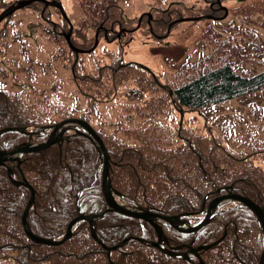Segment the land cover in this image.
I'll return each instance as SVG.
<instances>
[{"label":"trees","instance_id":"obj_1","mask_svg":"<svg viewBox=\"0 0 264 264\" xmlns=\"http://www.w3.org/2000/svg\"><path fill=\"white\" fill-rule=\"evenodd\" d=\"M76 1L81 16L74 23L72 38L73 43L79 47H91L94 44L95 31L101 25H111L110 22L116 20L115 25L118 28L120 22L136 19L128 18L124 13V5L133 0ZM203 1L205 5H195L194 11L178 4L168 7L170 0H145V3L157 19V24L153 26L154 31L166 34L171 20L186 15L185 11L195 15L224 14L220 9L212 11L213 2V5L218 7L216 0ZM228 1L236 4L229 8L227 18L204 19L205 24L199 27L201 32L196 36V41L194 40V52L199 51L197 62L211 65L205 69L202 65L196 72H190L189 70L196 66L191 62V57L181 65L174 64L176 78L172 83L166 81L169 87L173 88L172 96L162 92L165 93L163 99L166 96L174 108H186L191 114L200 111L199 116H202L205 110V119L206 111L229 100L251 98L257 94L264 98V6L259 2L261 0ZM25 9H33V6ZM39 12L42 19L50 15L47 10L42 12L41 9ZM6 24L7 22L4 24L5 28L0 30L2 41L7 32ZM174 27L175 25L172 26ZM100 36L109 43L117 41L112 34L108 38L104 37L103 30ZM13 43V40L11 43L6 42V47H1L0 56L1 52H5ZM107 55L110 57V63L98 60L91 70L77 72L83 78V90L90 91L93 102L96 100L93 92L104 91L113 94L118 91L130 94L129 98L138 100L146 98L148 93L157 88L150 75L146 78L140 73L142 69L133 65L121 68L119 53L111 56L109 51ZM80 63L77 64L78 69ZM132 68L135 69L132 73L126 71ZM104 79L112 84L107 87L111 91L101 88ZM126 84L134 86L126 87ZM141 84H145V87L138 86ZM257 97L252 98V104H255ZM26 101L20 93H9L0 87V129L20 125L34 130L47 122L48 114L32 110L33 104L28 105ZM63 105L59 101L57 117L76 113L75 106ZM151 107L153 111L150 122L153 120V123H147L150 125L144 124L143 115H137L140 117H134H137V125L131 131L118 128L116 131L121 132L118 135L101 133L105 144L117 151L115 159L120 165L113 164L111 177L113 185L122 193L120 201L129 205L143 202L157 207H161L158 203L163 202L167 207L165 212L175 211L167 205L174 207L180 202L186 205L183 210H190L200 199L203 201V189H197L196 193L178 194L182 189L178 187L177 181L195 183L196 186L198 180L195 178L200 174L205 177L209 189L213 185L236 182L239 191L264 205V166L258 164L256 158L259 157L264 162V144H260L264 143V140L256 142L257 150L250 151L249 155H232L226 149L217 154L215 149L222 146L219 144L220 138H212V144L205 142L204 146L200 141L202 138L199 137H194L192 142L182 143L177 130L178 120H175L168 110L171 105L161 102L160 105L152 104ZM142 112L143 110L139 113ZM254 119L264 120V116ZM230 120L219 121V130L227 133L228 130L222 127L221 122L232 126ZM245 129L252 139L260 132L264 135V121ZM208 132L213 135V131ZM2 137L8 142H13L12 146L28 139L27 135L19 132L6 133ZM45 138L43 133L35 137L38 141ZM90 142L87 138L73 136L61 145L23 155L21 168L14 167L15 178L20 179L25 175L36 189V203L30 212L31 226L36 233L46 237H60L69 220L77 214L78 206L86 207L88 213H97L107 207L101 191V155ZM204 152L205 156H209L205 157L204 166L201 167L197 163L204 156ZM165 158L171 159V164L160 162ZM245 181L248 187L241 186ZM139 184L144 186L141 190ZM135 195L139 197L134 198ZM29 197L30 191L13 185L6 168L0 167V264H176L177 260L173 257L155 251L137 240H131L126 246L114 251L109 260L106 251L90 236L87 223L79 224V228L83 225V231L76 232L75 236L62 246L52 247L33 242L26 236L21 224V215ZM176 199H180L178 204ZM239 205L232 204L231 208L227 209L232 214L231 223L234 218L233 224H229L227 241L224 240L214 247V251L212 249L205 252L206 263L258 264L255 253L262 250L263 238L259 237V226L253 228L248 220L242 221L241 218V210L249 217H255V214ZM121 217L126 222L113 223L110 227H101L97 222V234L106 244H116L125 237L123 226L133 235L144 236L140 234L143 228L137 225V230L128 225L131 222L126 216L117 213L114 219L120 221ZM224 227V224H217L209 229L211 232L218 231L217 235L220 236ZM146 235L145 237L150 236L148 232ZM215 239L216 237L212 238ZM73 240L77 242L75 246L65 251V246ZM225 243L228 244L227 247ZM78 244L80 246L77 248ZM132 248L162 255L165 260L158 263L144 260L136 256V253L131 251Z\"/></svg>","mask_w":264,"mask_h":264},{"label":"rangeland","instance_id":"obj_2","mask_svg":"<svg viewBox=\"0 0 264 264\" xmlns=\"http://www.w3.org/2000/svg\"><path fill=\"white\" fill-rule=\"evenodd\" d=\"M11 1V0H2ZM70 16L76 22L81 16L80 7L76 0H61ZM172 1V0H170ZM181 2L183 6L197 5L204 6L203 0H176ZM264 6V0L259 1ZM236 2H224V5L232 7ZM41 6L39 4L33 5V10H17L6 24L5 39L0 43L2 48L6 47V42L14 43L5 51L1 52L0 61L2 68L0 69V84L1 88L9 93H20L24 97V101L34 99L32 110L37 112H44L50 116L57 114L59 99L65 106H72L75 103L78 106L86 104V100L82 95L75 91L74 84L71 79L72 66L70 62V50L68 44L62 37H56L48 34V29H51V24L45 23L40 18ZM51 17L57 21H61V16L57 12L51 10ZM148 11V6L145 0H133L129 4L124 5V13L130 18L140 16L141 13ZM133 24L132 21H127ZM239 22V21H237ZM174 33L161 41L162 45L155 40L147 38L144 32L139 30L134 37V40L126 46L123 51L124 59L126 61H139L158 71L166 78L169 83L176 78V69L173 61L180 62L182 57H191V62L196 64L190 72H196L201 69V66L208 68L210 63L197 62L199 59L198 52H194V40L201 32L199 27H203L205 21L202 22H183L178 23ZM130 25V24H129ZM4 26L2 24L1 28ZM28 36V37H27ZM20 37L19 39H16ZM170 44L163 46L164 42L169 41ZM196 41V40H195ZM116 44L107 45L105 42L95 50V54H81L84 61L80 64V70H91L97 60H103L106 57V49L111 50V56L118 52ZM114 49V50H112ZM206 52V50H203ZM174 60H169V58ZM205 61V60H204ZM102 62V61H101ZM104 63V62H103ZM132 73L134 68L126 70ZM16 84H22L18 86ZM175 85V84H172ZM75 95H78V101H75ZM258 96L255 104L251 101L253 97ZM251 98L233 99L229 100L218 107L206 111L207 118L205 119V132L211 130L218 132L217 123L219 121H232V126L228 123L221 122L222 127L228 130L227 133L221 134L224 138H228L226 142L227 147L243 153H250V151L257 150L258 141L264 140V135L260 132L252 139L251 135H246L248 126L255 123H262L264 120H256L254 117L264 116V98L261 94H257ZM39 98V100H38ZM251 102V103H250ZM258 102V103H257ZM258 105V106H257ZM111 106H101L102 113L106 116L114 115ZM116 114H119L116 112ZM226 114V115H225ZM196 114L189 113V110H183L184 127L192 125L199 131L204 132L203 121ZM228 116L229 118H222ZM179 120V114L177 117ZM191 127H188V129ZM245 129V130H244ZM191 130V129H190ZM231 131V132H230ZM204 132V133H205ZM241 133L240 137H238ZM217 135V136H220ZM201 136V134L199 135ZM212 140V139H210ZM264 144V143H260ZM205 154V152H204ZM257 163L263 164L262 160L256 157ZM68 243L64 250H69L75 246L77 242ZM80 245H77V248ZM63 250V251H64ZM149 250V249H146ZM9 264V263H1Z\"/></svg>","mask_w":264,"mask_h":264},{"label":"water","instance_id":"obj_3","mask_svg":"<svg viewBox=\"0 0 264 264\" xmlns=\"http://www.w3.org/2000/svg\"><path fill=\"white\" fill-rule=\"evenodd\" d=\"M37 1L45 3L46 6L52 5V6L56 7V8H58L62 12L63 16L71 24L67 14H66V12L64 10V7H63L62 3L57 1V0H51V1H49V0H20V1H17L15 4H13L12 6L7 8L6 10H4L0 14V23L6 17L12 15L16 10L25 8L26 6H28V5H30V4H32L34 2H37ZM205 17L210 18L211 16H205ZM199 19H201V17L182 18V19H180L178 21L199 20ZM71 27H73L72 24H71ZM70 34H71V31L67 35V41L69 42L70 46L76 52L77 55L79 53H81V52H91L98 45V39L96 38V42H95L94 46L91 49H88V50L79 49V48H77V47L72 45V43L70 41ZM68 122H77V123L82 124L92 134V136L99 142V144L103 148L104 164H103V175H102V191H103L105 200H106L107 204L110 207L109 211L115 210V211H118L120 213L129 215V216H133V217H136V218H141V219H144V220L150 222L155 227V229L157 231V234H158V240H159L157 243H154L153 245H155L157 247H160V243H162L163 240H166V238H164V234H163V231H162L161 227L155 222L156 217L154 215L150 214L149 212L145 211V210H131V209H128L127 207H125L123 205H120V204H118L116 202L115 197H114V190L112 188L111 180H110V165L111 164H110L109 154H108V152H107V150L105 148V145H104L102 139L97 135V133L94 131V129L88 123H86L84 121H81V120H78V119H65V120H63V121H61V122H59V123H57L56 125L53 126L51 134H50V137L44 143H41V144H39L37 146H31V144H26V145H23V146H18L17 148H15L14 150H11V151L0 150V166L5 165L6 162L10 161V160H17L20 163V157H19L20 154L47 149L50 145H53V144L61 141L63 139V133H64V131L66 129L64 128V129H62L60 131V133H58V132L63 127V125L65 123H68ZM14 130L22 131V132L26 131V129H24V128L12 127V128L4 129L3 132H5V131H14ZM32 134L33 133H30V136H32ZM8 170H9V176L11 177L13 171L10 168ZM14 184H16L17 186H22V185L26 186L27 188H29L31 190V198H30V200H29V202H28V204H27V206L25 208L24 214L22 216V223L24 225L26 234L33 241H35L37 243H41V244L54 245V246L62 245L63 243H65L67 240H69L73 236L74 227L81 220H87V221L90 222L91 234H92L93 238L99 240L98 237H97V234H96V227H95V220L94 219L97 216L100 217L101 215H87V216L84 215V214L78 215L77 217H75L68 224L67 231H66L64 237H62L59 240L47 239V238H43V237H40V236L34 234L32 232V230H31L30 226H29V223H28V215H29V211H30L31 206L33 205V203L35 201V190L31 186V184H29L27 182L26 179H24L22 181H14ZM115 193L119 194L117 191ZM224 198L225 197H221V198L215 199L211 203V205L208 208V211H207V214L205 216V219H204L203 223L200 226H202V225H204V224L209 222V220L212 217V211L215 209L217 204ZM237 199L239 201H241L242 203H244L247 207H249L251 210H253L257 214V216L261 220V222L263 224V227H264V206L260 207L259 205L255 204L252 200H250L249 198L244 197V196H238ZM165 219L167 221H169L171 224H174L173 221L176 219V217H165ZM127 241L128 240H125V241L121 242V244H119V245H116V246H113V247H108L102 241L99 240V242L102 244V246L107 251L114 250L118 246L126 244ZM219 241H221V240H219ZM219 241H217V242H215L213 244H210L208 246H204V248L205 249L211 248L212 246L216 245ZM161 249L164 252L169 253L171 255H175L176 254L173 251H170V250H167V249L164 250L163 248H161ZM261 263L264 264V250H263V255H262V258H261ZM202 264H204V263L202 262Z\"/></svg>","mask_w":264,"mask_h":264},{"label":"bare ground","instance_id":"obj_4","mask_svg":"<svg viewBox=\"0 0 264 264\" xmlns=\"http://www.w3.org/2000/svg\"><path fill=\"white\" fill-rule=\"evenodd\" d=\"M13 4H14V2H11V1H2V0H0V5H1V7H2L3 10H6L10 6H12ZM226 18H227V16L223 17V19H226ZM44 22L51 24V29H48V34H50L52 36H56V37H67V35L71 31L70 39L73 42L72 36H73L74 27H71V24L66 19L61 18V21H57L54 18H52L51 16H48V17L44 18ZM110 24L111 25H108V24L107 25H103V35L106 38H108L110 34H112V35H114V37H116V35L118 36L122 32L120 28H116V25H115V24H117V21L116 20L113 21V22H110ZM0 25L2 26L1 23H0ZM2 28H5V27L3 26ZM114 32H116V35L114 34ZM118 60H120V64L123 66V68H126V64L124 63L122 57H118ZM140 73L142 75H144L146 78L149 75L146 70H141ZM103 81L104 82L101 84V88L103 90H110L107 87L110 86V85H112V84L108 80H106V79H104ZM155 82H158V80H156ZM170 90L172 91L173 88L170 87ZM68 134L73 135L74 133H70L69 132ZM75 134L77 136L83 137V134L80 133V132H76ZM212 138H215V137L214 136H211V135H205L204 137H202V140L200 139V141H201L202 145L204 146L205 142L207 144H212V140H210ZM60 142L61 141H59L57 143H60ZM90 143L94 147V149L96 150V152H98V154H100V155L101 154H104L103 153V148L101 147V145L96 144V143H94L92 141ZM51 146H53V145H50L48 148H50ZM168 149L170 150V148H168ZM215 150L217 151V154H218V153H222L223 148H222V146H220L219 149L216 148ZM216 151H214V152L216 153ZM160 162L161 163L163 162L165 164H171V159H169V158L161 159ZM195 180H198L197 183H196V186H195V183L193 184L191 182H181V181H177L178 187L182 189V191L180 193H178V194L196 193L198 191L197 189H200V190L203 189L201 191V195L204 197L203 200H205L209 196H213V191L208 188V186H207L208 184L205 182V177H201L200 174H198V176H197V178H195ZM144 183H146V182H144ZM241 186L248 187L249 185L245 181V182H242V185ZM138 187L141 190L144 186L141 185V184H139ZM144 191H146V190H144ZM205 193H206V195H209V196H206L205 197ZM216 195H217L218 198L223 197L220 191H218ZM238 196H239V191H238L237 188H234L233 189V195H232V201H235L236 205L240 206L237 203L239 201L237 199ZM223 200H225V198L222 199L221 201H223ZM228 200H230V198H228L225 201H228ZM116 202L118 204H120V205H123V206L127 207L126 204H124V203H122L120 201H116ZM203 202L204 201H202L200 199L196 205L192 206V209H198V208H200ZM256 204L258 205V203H256ZM158 205L161 206V207H163V210L164 211L167 210V207H166L165 203L159 202ZM167 206L169 208H171V209H174L175 211H180V212H181L182 209L186 208V205L180 204V202L178 204V207L177 206L172 207V206H169V205H167ZM138 207L141 208V209H143V210H145V211H147V212H149L150 214L154 215L155 217H162L163 216V213H159L158 212L159 209L157 207H154L153 205L152 206L151 205H147V204H144L142 202V203L139 204ZM241 211H242V217H241L242 218V221L248 220L249 223L251 225H253V228H256V227L259 226V233L262 235V236L259 235V237L263 238V236H264V227H263V224H262L261 220L259 219V217L258 216L249 217V216H247V214H246V212L244 210H241ZM82 213H88V212H87V208L86 207L80 205V206L77 207V214H82ZM96 214L97 215H101L100 217L97 216L98 218L97 217L95 218V219L98 220V224L101 227L102 226L110 227L113 223H118V222L124 221V218L123 217H121V220L120 221H115L114 216L117 213L112 212V211H109V209H107V208H104L103 210H101L100 212H97ZM230 214L231 213L227 209H225L223 207H220L218 209V211L214 214L215 215L214 216L215 218L212 217V219L207 224H205V226L206 225L215 226L217 224L218 225H222V224H225L226 222L231 223L230 221L232 219V214L231 215ZM106 216H108V217L106 219H104ZM181 216H182L181 213H178V214L175 215V217H176L179 225L181 224L180 221L182 220L181 219ZM124 222H126V221H124ZM214 222H216L217 224H214ZM233 222H234V218H233L231 224H233ZM81 223H84V222L81 221L80 224ZM131 224H136V222H131ZM131 224H128V225H130L134 229H137L138 230V227L137 226H134V225H131ZM138 225H139V222H138ZM123 227H124V234L127 235V237L124 238V241L125 240H128V237L129 236L131 238H134L133 237V233L131 231H127L125 226H123ZM184 227L181 228V229H179V230L181 232H185L186 231L185 229H186L187 226H184ZM74 231L75 232H82L83 231V225L80 228L79 227L74 228ZM224 231H226V228L225 227H224ZM43 237L44 238H47V239H50V237H46V236H43ZM227 237H228L227 232H224L218 238L221 241H224V240L227 239ZM128 243L129 242L127 241L126 244H128ZM225 246L227 247L228 244L225 243ZM131 251L134 254L136 253V256L141 257L142 259L147 260V261H154V262H157L158 263V262H161L162 260H165V257L162 256V255H158V254H155V253H152V252H148V251H142V250H140L138 248H132ZM212 251H214V249ZM255 255L257 257L258 264H262L261 263V258H262V255H263V251L262 250L260 252L258 251V252L255 253ZM167 256H170L171 257V254L168 253ZM178 256H180V255H177V254L174 255V257L177 260V261H175V263L176 264H182V263H180L181 261L179 262V260L181 258L178 257ZM208 259H211V258H208ZM206 264H208V263H206Z\"/></svg>","mask_w":264,"mask_h":264},{"label":"flooded vegetation","instance_id":"obj_5","mask_svg":"<svg viewBox=\"0 0 264 264\" xmlns=\"http://www.w3.org/2000/svg\"><path fill=\"white\" fill-rule=\"evenodd\" d=\"M214 2L211 4L212 6V11L214 12L215 10L220 9L222 11L221 6L217 3V8L213 5ZM222 4L224 5V2H222ZM214 15V14H213ZM216 17H220L221 15H214ZM176 19V18H175ZM156 17L154 16H150V15H144V17H142L139 20V23L137 22L135 25H132L131 23L128 22H120V24H118V28L119 25H121L122 29H126V30H130L133 29L135 27L138 26V29L136 30L137 33L139 30H141L142 32L145 33V35L147 37H154L156 39L159 40V37L163 36V34H160L156 31H154V24H157L156 21ZM173 21V20H171ZM170 21V22H171ZM127 23V25L131 24V27L129 26H125V24ZM140 25V26H139ZM103 30V29H102ZM123 32V31H122ZM134 33H129V32H125V33H121L120 36L116 35V32H114V34L116 35L117 41L119 42V44L121 46H125L128 45L130 42L133 41L135 35ZM120 37V38H119ZM79 85V83L77 84ZM165 104H168L169 101L168 99H164ZM152 101H150L151 103ZM73 131H77L80 132L81 128L78 125H73L72 126V130L70 131V133H73ZM69 132L67 131L65 134L67 135L66 139H70L71 134H68ZM85 139L88 138V136H83ZM181 139L186 142L189 141V137L188 136H182ZM10 143L5 144L6 147H10ZM110 149V154H111V158H112V162L113 164H119L118 160L115 159V154H116V149L113 148H109ZM139 196H136L134 198H138ZM126 200L128 201V198L126 196ZM178 200L180 199H176L177 203ZM204 202L202 203L201 207L198 209H190V210H181L180 211H171V212H165L162 207H157L159 210V213H163V216L165 217H172L175 216L178 213H181V221L180 223L182 224H178L177 219H175L174 225L175 226H171L168 225L166 222H163L162 220H158V222L161 224L163 230H164V238H166V240H164L163 244L165 245V247L169 248L170 250H173L175 252H177V255H180L178 257H180L181 259L179 261L185 263V264H200V261L196 255V252H199L200 256L205 260L206 256H205V249H204V244L206 245L208 242L211 241L212 238L216 237V239L219 237L217 235L218 231H213L211 232V230L209 229L212 226L209 225H202V226H196V224H199L200 222H202L205 219V213L207 210V204L205 205V200H203ZM176 203V204H177ZM140 203H136L133 204V206H139ZM152 206V205H151ZM177 206L178 205H174ZM189 213V214H188ZM215 218V217H214ZM130 222H136V226L138 225L139 222V226L140 228L143 230L141 231V236L144 239V243L147 244L149 246V242L150 241H157V233L154 229V227L149 223V222H144L145 220H134V219H129ZM214 224H217L216 222H214ZM229 224L228 222H226L224 225L228 226L229 228ZM184 226H187L185 230V232H181L179 229L183 228ZM185 228V227H184ZM209 229V230H208ZM147 232L150 234L149 237H145L147 236ZM217 235V236H216ZM155 251H159L157 249H154ZM208 250V249H207ZM160 252V251H159ZM175 260L176 258L174 256H172ZM188 257V258H186ZM206 264V263H205Z\"/></svg>","mask_w":264,"mask_h":264}]
</instances>
